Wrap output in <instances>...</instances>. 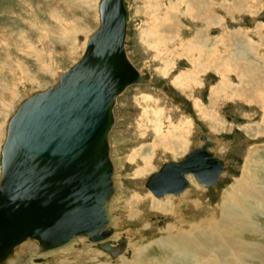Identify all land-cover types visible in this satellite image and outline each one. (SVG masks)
<instances>
[{
	"label": "rangeland",
	"instance_id": "374dc122",
	"mask_svg": "<svg viewBox=\"0 0 264 264\" xmlns=\"http://www.w3.org/2000/svg\"><path fill=\"white\" fill-rule=\"evenodd\" d=\"M101 1L0 0V125H3L0 131V182L2 178L1 152L6 141L4 138H7V126L10 120H13L18 108L26 100L56 86L59 76L83 59L89 39L101 28L99 8V4L103 3ZM124 1L128 14L125 43L127 56L144 78L142 83L127 88L117 99L114 108L115 124L109 139L111 142L110 157L115 167L113 175L115 194L107 205V213L108 230H113V236L116 232L123 233V230L126 234H130L126 240L125 237H122L118 243L125 240V251H123L122 257L131 261L134 258V248L129 245L130 241L138 244V247L141 246L139 241H142L145 247L153 239L166 236V230L169 226L176 225V222L194 223L192 218L198 219L199 217L201 219L209 213L202 210L199 216L196 208L188 202H183L175 205L178 207L175 212L183 215L185 219L174 220L173 217H168L166 214L148 212V200H183L187 197V193L197 188L198 193L194 194L192 202L199 201L201 204L208 205V209L213 210L219 205L222 192L233 184L234 178H239L242 175V169L251 151L258 152L259 149L264 160V109H262L264 106L258 108L238 100L233 101V99L225 101L223 96L218 100L220 104L212 105L211 89L219 83L220 77L209 71L201 76L200 87L186 92L180 87L178 88L174 82L175 77L189 69L187 62L177 59L179 54L176 56L174 52L171 56L167 52L162 53V46L161 49L147 46L141 37L147 29L148 19L144 14V4L148 3L144 2L145 0ZM166 1L169 2V0ZM226 1L230 2L231 0ZM260 1L263 4L254 6L255 16L250 12H244L242 16L238 14L233 17L226 15V24L231 30L249 32L251 38L248 40L257 44L253 48L259 49V54H264V29L262 32L260 31V28H264V0ZM183 6L186 8L185 4ZM182 21H186L187 28H185L186 34L180 33V37L185 40L193 39L195 29L200 26L191 20L183 19ZM215 28L217 29L214 31H223L221 27L216 26ZM174 30H176L175 33L177 32V29H173L172 34L170 32L168 37L175 38ZM164 61H170L168 70L165 68ZM229 77L235 85L239 84L236 75L231 74ZM173 86L176 91H173ZM197 104L199 108H207L208 111H211V115L217 117L216 120L221 122V126L216 125V127L213 124L209 126L204 117L197 112ZM185 113H192L193 116L197 114L195 121L199 124L198 116L201 122L200 126L196 125L195 142H188L192 130L191 122L173 124V118ZM177 129H180L181 132L175 133L183 136L187 142V148L173 157V154L168 152L169 150L160 147L162 145L160 142L165 137L164 134L168 136L173 133L174 135V130ZM202 133L221 142L217 156L225 161L227 170L222 175L220 183L214 188H205L193 176H190L189 180L192 185L183 196L181 195L182 197L156 198L145 187L148 178L159 171L165 163L180 161L191 149L199 146V137ZM153 144L156 145V149H151L150 146ZM141 151L142 157L149 154L152 155L153 160L151 168L145 174L137 175L138 170L145 167L142 157L139 155ZM136 196L146 199L142 200L139 206L143 214L146 213L147 218L141 222L129 217L127 219L128 206L136 203ZM254 218L257 225H260L259 229L253 231V229L243 228L242 233L246 241L258 244L256 246L258 248L254 249L257 250L259 256L261 254L262 258L259 259L260 261H253L252 264H263L264 216ZM114 220L122 222L116 226ZM134 221L136 223H133ZM147 224L152 227V230L147 229ZM82 241L89 245L93 251L104 254L103 259L116 260L87 238H77L46 256L33 253V256L28 260H31V264H57L54 256L72 245L76 250L80 249ZM110 242H113V239ZM39 260L42 261L39 262Z\"/></svg>",
	"mask_w": 264,
	"mask_h": 264
},
{
	"label": "water",
	"instance_id": "95a60500",
	"mask_svg": "<svg viewBox=\"0 0 264 264\" xmlns=\"http://www.w3.org/2000/svg\"><path fill=\"white\" fill-rule=\"evenodd\" d=\"M126 17L124 0H104L101 28L83 59L13 118L0 184V264L27 238L40 240L46 251L76 236L100 241L112 234L103 230L114 194L108 141L113 110L120 94L143 82L125 54ZM199 141L183 159L148 178L145 187L155 197L182 195L190 187L188 176L205 187L219 183L226 166L213 152L218 144L205 133ZM98 248L116 256L125 242Z\"/></svg>",
	"mask_w": 264,
	"mask_h": 264
},
{
	"label": "bare ground",
	"instance_id": "6f19581e",
	"mask_svg": "<svg viewBox=\"0 0 264 264\" xmlns=\"http://www.w3.org/2000/svg\"><path fill=\"white\" fill-rule=\"evenodd\" d=\"M103 1L104 0H102L101 2ZM232 1L233 0H231L230 2L226 0H169V2H167L166 0H145L144 2H147L148 4H144V14H146L148 24L147 29L143 32L141 38H143L142 41L147 46L150 45L152 48L158 47L160 49L162 46V53L167 52V54L171 56L174 52L176 56L179 54L177 59H183L187 62L189 69L177 75L174 81L175 85L178 86V88L180 87L185 92L190 91L193 88L200 87L201 81L199 80L201 79V76L205 72L209 71L220 77L219 83L211 89V100L213 101L212 105L220 104L218 100L221 98V96H223V99L225 101L233 99V101L238 100L239 102H245L248 105H255L258 108L259 106L263 107L264 54H259V49L255 50L253 48L257 46V44L253 43L252 40H248L249 38H251L249 37V32L241 30H231V28H228V24H226V15L230 17H233L235 14L242 16L244 12H250L253 16H255L254 6L263 3H261L260 0H234L233 2ZM100 4L99 8L101 14L102 5ZM183 4H185L186 8L183 6ZM125 9L127 13L126 6ZM127 18L128 17H126L128 30ZM183 19L191 20L200 26L195 29V37L193 39L185 40V38L183 39L182 37H180L181 34H186L185 28H187V24L185 23L186 21H182ZM216 26L219 28L221 27L223 31H214V29H217L215 28ZM173 29H177L176 33V30H174V33L176 35L173 33V36H175V38H173L172 36L168 37L170 32L172 34ZM263 29L264 28H260V31L262 32ZM93 37L89 39L86 45V50L90 40ZM125 54L128 59L126 47ZM259 63H261L262 65ZM168 64H170V61H164V65L166 66L165 68L169 67ZM133 67L138 71V73L143 79L144 76L142 75V73L134 65ZM231 74L236 75L239 81L238 85H235L230 79L229 76ZM62 75L63 74H61L59 78L56 76L58 78V80L56 81V86L59 85ZM14 93L16 94L17 92ZM122 94H120L117 99ZM197 105V112H199L200 115L204 117L209 126H212V124L215 126L218 125L219 127L221 126V122H217V117L211 115V111H208L207 108H199V105ZM21 106L18 108L17 111H19ZM11 122L12 119L10 120L9 125L7 126V138H4L6 139V141L2 146L1 182L4 175L3 151L7 143ZM2 126L0 125V131L2 130ZM177 131L181 132L180 129H177L176 131L174 130V133H177ZM176 133L174 135L172 133L168 136L164 134L165 137H163L162 141L160 142L162 144L160 147L164 148L167 151L169 150L168 152L172 153L173 157H176L178 153H180V151H183L187 148V142H185L186 140L183 138L182 135H178ZM211 140H214L218 144V147L213 150L215 156H217V150L220 148L221 142L215 139ZM108 141L109 162L112 166L114 175L115 167L110 157L111 142L109 138ZM150 147L151 149H156V145L154 144ZM140 154L143 155L142 151L141 153L139 152V155ZM152 160V155L147 154L143 156L142 161L145 167L138 170L137 175L145 174L148 169L151 168ZM113 175L112 181L115 194ZM189 177L190 176L187 177L188 180ZM191 185L192 183L190 182V187ZM216 186L203 187L214 188ZM190 187L188 189H190ZM186 191L182 194V196L186 193ZM197 193L198 189L194 188L191 192L186 194L187 197L183 199L184 201L179 199H165L163 201L153 199L148 200V212L166 214L168 215V217H173L174 220L185 219L183 215L181 216L180 214H177L175 212V210L178 208L175 205L178 203H190L192 207L196 208L198 212L197 215L199 214V216L202 210H206L209 213L206 217H203L201 219L199 217L198 219L192 218L191 220H194V223L189 224L176 222V225H171L166 230V236H163L162 238L160 237L158 239H153L145 247L143 246L142 241H139L141 242L139 243V245H141L139 247L137 246L138 244L136 245L132 243V241H130L129 245L134 248V258L131 261H127L124 256L122 257L125 248L120 254H118V256L120 255L119 257L117 255L113 256L112 254L103 251L104 253H108L113 256V259H116L114 261H111L109 260V258L103 259L104 254L93 251L91 247L87 245L84 241H82L81 248L78 250H76L74 248V245H72L60 251L56 256H54L55 260L57 261V264H252L253 261H257L262 258L261 254L259 256V253L256 252L257 250L255 251L254 249L258 244L248 242V240L246 241L243 238L244 234L242 233L243 228H247L249 230L253 229V231L255 229H259L258 226L260 225H257L256 219L254 217L259 218V216H264V160L261 157L259 149L258 152L251 151L249 153L245 161V165L242 169V175L239 178H234L233 184H231L222 192L219 205H217L216 208L214 207L213 210L208 209V205L206 206L205 204H201L199 201L193 203L192 197L194 196V194ZM136 197V203H132L128 206L129 210L127 211V219H136L141 222L147 218L146 213L143 214L139 206L141 205L140 203L142 202V200L145 201L146 199L145 197ZM121 222L122 221H115L114 223L116 224V226H118ZM133 223H136V221H134ZM148 225L149 224L146 225L147 229L152 230V227ZM108 226L103 231H107ZM123 231L125 232V230ZM124 232H116L113 236L112 230V234L110 236L100 241H95L91 239V236H76L64 245L69 244L71 241L77 238H87L89 241L91 240L92 242H94V245L97 246L98 244L108 243L111 241V239H113L114 243L110 242L112 248L118 247L120 245L118 241L122 237H125L124 239L126 240L130 236V234H126V232ZM101 234L102 232H100L99 235ZM40 245L41 241L37 239L27 238L23 240L12 248L11 255L3 264H31V260H28V258L33 256V253H38L42 256H46L50 253L52 254L53 251L64 246L62 245L58 248L45 251L41 248Z\"/></svg>",
	"mask_w": 264,
	"mask_h": 264
},
{
	"label": "crops",
	"instance_id": "0c3cea01",
	"mask_svg": "<svg viewBox=\"0 0 264 264\" xmlns=\"http://www.w3.org/2000/svg\"><path fill=\"white\" fill-rule=\"evenodd\" d=\"M173 91H176L175 87L173 86ZM177 93V92H176ZM192 114V113H191ZM182 114L180 116H176L177 118H173V124H177V123H188V122H191L192 124V130H191V134L189 135V139H188V142H195V139H196V125L200 126L201 125V122L199 120V117L197 116L198 118V122L199 124L195 121V118H196V115L193 114Z\"/></svg>",
	"mask_w": 264,
	"mask_h": 264
}]
</instances>
